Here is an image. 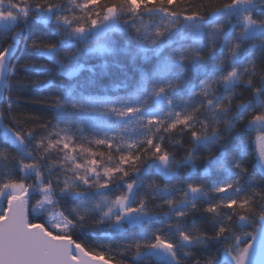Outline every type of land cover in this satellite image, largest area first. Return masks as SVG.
Wrapping results in <instances>:
<instances>
[{
  "label": "snow or ice",
  "instance_id": "obj_1",
  "mask_svg": "<svg viewBox=\"0 0 264 264\" xmlns=\"http://www.w3.org/2000/svg\"><path fill=\"white\" fill-rule=\"evenodd\" d=\"M0 264H264V0H0Z\"/></svg>",
  "mask_w": 264,
  "mask_h": 264
},
{
  "label": "trees",
  "instance_id": "obj_2",
  "mask_svg": "<svg viewBox=\"0 0 264 264\" xmlns=\"http://www.w3.org/2000/svg\"><path fill=\"white\" fill-rule=\"evenodd\" d=\"M39 98V96H38V94L37 95H35V96H33V97H25V98H22V100L20 101V103H24V99H38ZM30 110H35V111H39L40 109L39 108H36V109H30Z\"/></svg>",
  "mask_w": 264,
  "mask_h": 264
}]
</instances>
